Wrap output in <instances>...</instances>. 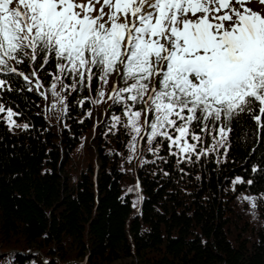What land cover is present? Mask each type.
Masks as SVG:
<instances>
[{
	"label": "trees",
	"instance_id": "1",
	"mask_svg": "<svg viewBox=\"0 0 264 264\" xmlns=\"http://www.w3.org/2000/svg\"><path fill=\"white\" fill-rule=\"evenodd\" d=\"M10 64L37 71L44 87L0 74L13 89L0 103L28 125L10 130L0 113V264H264V128L250 115L236 118L225 147L178 164L167 142L157 155L146 137L129 150L123 108L108 98L124 86L119 71L62 93L65 113L47 91L50 76L27 59ZM237 177L245 183L233 185Z\"/></svg>",
	"mask_w": 264,
	"mask_h": 264
},
{
	"label": "snow or ice",
	"instance_id": "2",
	"mask_svg": "<svg viewBox=\"0 0 264 264\" xmlns=\"http://www.w3.org/2000/svg\"><path fill=\"white\" fill-rule=\"evenodd\" d=\"M247 2L0 0V74L23 77L28 91L39 92L44 82L37 71L29 76L10 64L27 59L51 77L47 91L66 113L62 93L91 90L94 78L107 84L119 71L124 86H114L108 98L123 108L129 150L135 152L137 140L146 137L153 155L167 142L178 164L192 163L193 157L200 160L225 147L241 114L264 128V15L246 7ZM52 64L55 70L47 71ZM153 78L158 87L150 86ZM4 90L13 89L0 78ZM137 104L144 107L136 109ZM5 112L10 130L28 128L0 103V113ZM112 120L113 128L122 122L120 116ZM232 183L245 181L237 177ZM128 191H139V184ZM242 198L257 207L255 197Z\"/></svg>",
	"mask_w": 264,
	"mask_h": 264
},
{
	"label": "rangeland",
	"instance_id": "3",
	"mask_svg": "<svg viewBox=\"0 0 264 264\" xmlns=\"http://www.w3.org/2000/svg\"><path fill=\"white\" fill-rule=\"evenodd\" d=\"M246 7L256 11L257 13L264 15V3H261V0H248V2L246 3ZM97 8H99V5H97ZM114 88V87H113ZM113 88H110L108 90V97L112 94ZM92 134L89 135V137H91ZM89 137L86 139V142L88 143L90 141ZM79 153H74V157L73 158V162H79L81 163L84 159L83 157H78ZM247 195H244L243 197H245ZM244 200V199H243Z\"/></svg>",
	"mask_w": 264,
	"mask_h": 264
}]
</instances>
